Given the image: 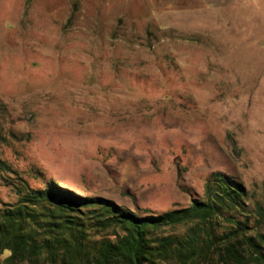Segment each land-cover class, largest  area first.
Listing matches in <instances>:
<instances>
[{
    "label": "rangeland",
    "instance_id": "rangeland-1",
    "mask_svg": "<svg viewBox=\"0 0 264 264\" xmlns=\"http://www.w3.org/2000/svg\"><path fill=\"white\" fill-rule=\"evenodd\" d=\"M217 173L264 209V0H0V209L157 215Z\"/></svg>",
    "mask_w": 264,
    "mask_h": 264
},
{
    "label": "trees",
    "instance_id": "trees-1",
    "mask_svg": "<svg viewBox=\"0 0 264 264\" xmlns=\"http://www.w3.org/2000/svg\"><path fill=\"white\" fill-rule=\"evenodd\" d=\"M247 202L220 173L202 200L145 216L53 185L27 187L0 209V264H264V209Z\"/></svg>",
    "mask_w": 264,
    "mask_h": 264
}]
</instances>
